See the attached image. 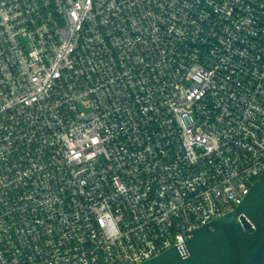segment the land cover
I'll list each match as a JSON object with an SVG mask.
<instances>
[{
	"label": "built area",
	"instance_id": "1",
	"mask_svg": "<svg viewBox=\"0 0 264 264\" xmlns=\"http://www.w3.org/2000/svg\"><path fill=\"white\" fill-rule=\"evenodd\" d=\"M264 171V0H0V264H141Z\"/></svg>",
	"mask_w": 264,
	"mask_h": 264
},
{
	"label": "water",
	"instance_id": "2",
	"mask_svg": "<svg viewBox=\"0 0 264 264\" xmlns=\"http://www.w3.org/2000/svg\"><path fill=\"white\" fill-rule=\"evenodd\" d=\"M141 264H264V171L232 212Z\"/></svg>",
	"mask_w": 264,
	"mask_h": 264
}]
</instances>
